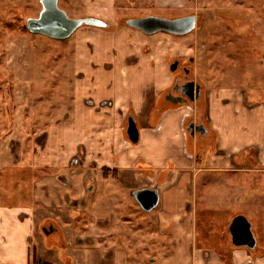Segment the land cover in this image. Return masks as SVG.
<instances>
[{"label":"crops","instance_id":"1","mask_svg":"<svg viewBox=\"0 0 264 264\" xmlns=\"http://www.w3.org/2000/svg\"><path fill=\"white\" fill-rule=\"evenodd\" d=\"M83 1L85 10L78 16H97L111 25L118 6L131 4ZM132 1L143 7L181 2ZM152 35L129 25L80 26L71 35L67 114L34 132L31 159L22 157L14 163L8 155L6 160L0 156L6 174L13 168L28 170L21 175L22 203L0 206V264H144L143 252L135 254L130 245L137 243L143 229L134 225L127 230L124 224L126 193L134 196L145 187L159 192L157 211L149 214L150 222L145 219L149 226L144 230L153 242L155 234L160 236L158 249L164 251L156 264H264V193L247 197L255 248L235 246L229 236V253L209 221L196 224L194 196L195 181L203 172L208 173L201 179L204 186L211 180L220 187L232 186L243 179L249 191L258 183L264 187V96L258 98L257 87L248 93L242 87H222L209 98L193 101L192 108L172 102L160 109L163 93L177 73L160 61L158 51H143ZM29 38L22 69L15 70H22L30 90L35 83V46ZM261 90L264 94V86ZM191 112L204 122L205 134L187 133ZM129 115L139 127L137 142L126 131ZM229 160L244 167H228L235 166ZM233 217L218 224L229 231ZM47 222L57 230L46 234L42 227ZM127 231L133 234L131 241L125 238Z\"/></svg>","mask_w":264,"mask_h":264},{"label":"rangeland","instance_id":"2","mask_svg":"<svg viewBox=\"0 0 264 264\" xmlns=\"http://www.w3.org/2000/svg\"><path fill=\"white\" fill-rule=\"evenodd\" d=\"M180 1L179 4L173 5L154 4L143 7L131 0V4L118 6L117 20L111 27L119 29L128 26L126 20L132 17L157 15L174 18L195 14L197 24L192 31L186 34L155 32L150 37L152 39L142 45L143 51L146 53L158 51L157 53L162 56L160 61L168 69L170 62L175 58L188 62L189 58L193 57L194 61L190 65L191 77L202 85L203 98H209V95L214 91L218 92L222 87H242L247 93L257 87L258 98H262L264 0ZM58 4L70 17H77L79 12L85 10L86 1L58 0ZM41 10V0H0V156L4 154L6 160L8 155V159L14 163H19L22 157L31 159L32 147L36 141L34 132L55 117L66 115L64 106L70 102L67 93L71 91L73 62L71 36L57 39L29 31L27 19L39 16ZM29 36L35 46V83L30 90L27 89L26 82L20 74L23 66V49L30 39ZM17 66L21 68L20 71H16ZM204 102L206 104L205 100ZM187 105L192 108L193 102H188ZM61 107L62 109L57 111ZM189 117L195 118L197 115L191 112ZM203 119L206 121L205 117ZM23 133L27 136L25 137ZM41 136H38L37 140L42 141ZM229 161L235 166L228 167H244V164L236 165L235 161ZM25 171L28 170L13 168L6 174L7 171L5 172L0 165V206L22 203L20 193L25 189V185L21 175L25 174ZM205 174L208 173H201L195 181L194 196L198 213L196 224L200 227L204 220L209 221V227L218 230L216 237L222 240L223 249L229 253L231 235L226 226L218 222L227 221L237 213L246 215L247 197L254 193H264V187L256 182L258 184H255V189L249 191L243 179L239 180V184L232 186L220 187L212 180L204 186L201 179ZM127 193L128 205L125 212L128 221L124 224L125 228L128 230L131 226L139 225L143 231L138 232L135 244L131 241L133 234L130 232L125 233V238L131 241L130 245L135 254L137 251L143 252L144 264H156L157 260H160L159 252L164 251L158 249L160 236L155 234L157 241L153 242L144 230L149 226L145 219L150 222L149 214H154L157 207L147 212L136 202L135 195ZM130 205L133 211L130 210ZM207 211L210 212V217L204 218ZM254 226L257 227V223ZM200 234L199 228L198 235ZM152 258H156V261H151Z\"/></svg>","mask_w":264,"mask_h":264},{"label":"water","instance_id":"3","mask_svg":"<svg viewBox=\"0 0 264 264\" xmlns=\"http://www.w3.org/2000/svg\"><path fill=\"white\" fill-rule=\"evenodd\" d=\"M42 10L37 17H29L26 21L27 28L33 33H41L52 38L65 39L68 38L80 25L89 24L95 26H106L107 23L97 17H70L67 12L62 9L58 0H41ZM127 24L130 27L137 28L144 33L153 34L158 31H166L172 34H186L192 31L197 24V17L195 14L168 18L157 15H146L142 17H132L127 19ZM177 67L176 62L170 65V69L174 71ZM188 87L192 92L189 99L180 101V104H187L189 100H194L200 95V84L195 81H188L183 84ZM196 91V96L193 92ZM187 94V93H186ZM201 129L202 133L205 132L203 124L195 126L191 122L188 129L193 134L195 129ZM127 134L131 141L137 142L140 137L138 124L133 115L128 116ZM135 198L139 205L146 211L153 209L159 202V192L157 188L145 187L138 189L134 192ZM46 234L55 230L53 224L42 227ZM231 234V241L235 246H247L254 249L257 243L255 233L253 231L252 222L245 214L235 215L228 226Z\"/></svg>","mask_w":264,"mask_h":264},{"label":"flooded vegetation","instance_id":"4","mask_svg":"<svg viewBox=\"0 0 264 264\" xmlns=\"http://www.w3.org/2000/svg\"><path fill=\"white\" fill-rule=\"evenodd\" d=\"M86 16H92V15H84V16H79V17H86ZM93 17H97V16H93ZM97 18H100V17H97ZM100 19H102V18H100ZM102 20H104V19H102ZM104 21L107 23L106 26H95V25H89V24H82L80 26H94V27H98V28H109V27H111V23L107 22L106 20H104ZM193 61H194V58L190 57L188 62L187 61H181L179 58H175L172 62H170V65L176 62L177 67L174 71L177 72V74H176V77H175L174 81L172 82V84L163 93L162 101L160 104V109L163 108L166 103L167 104L172 103V102L179 103L180 101H182L186 98L189 99V95H191L192 92L190 91V89L188 87L183 86L184 83L193 80V81H195L196 84H200L196 79L191 77L192 69H191L190 65L193 63ZM193 94L196 96L197 92L194 91ZM201 96H202V85L200 84V95L191 101L192 102L196 101ZM191 101L189 100V102H191ZM191 122H194L196 127H197V125H201V124H203L205 126L203 121H199L196 118L189 117L187 120V125H186L187 131L189 134H192L191 130L188 129ZM205 129H206L205 132L202 133L201 129L196 128L193 134H195L197 132L200 134H205L207 132V128H205ZM73 162H75V160ZM50 224H53V223L47 222V223L43 224V226H47L49 228ZM53 226L55 227V231H56L57 227L55 226V224H53Z\"/></svg>","mask_w":264,"mask_h":264}]
</instances>
